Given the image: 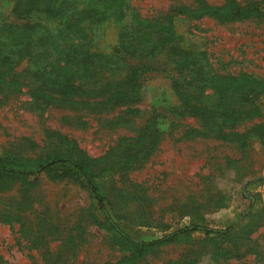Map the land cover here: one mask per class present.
<instances>
[{"label": "rangeland", "instance_id": "1", "mask_svg": "<svg viewBox=\"0 0 264 264\" xmlns=\"http://www.w3.org/2000/svg\"><path fill=\"white\" fill-rule=\"evenodd\" d=\"M130 1L136 10L109 21L97 49L116 54L124 22L139 25L138 55L153 69L137 94L125 95L132 100L100 104L80 94L73 105L62 101L63 88H53L55 101L37 82L27 93L30 79L45 73L29 59L8 66L0 53V162L34 168L80 153L99 174L109 216L139 241L191 225L231 232L197 231L139 250L110 227L91 190L66 167L34 177L0 173V264H264V0H237L259 2L263 11L236 21L176 16L180 37L169 44L150 27L173 4L193 0ZM11 4L0 0V23L25 25L10 17ZM78 26L85 34L87 23ZM178 48L195 54L192 72ZM71 73L78 72L65 68L62 76ZM185 75L195 79L187 86L211 111L216 133L203 131L198 112L182 106L172 76ZM155 116L160 132L146 133Z\"/></svg>", "mask_w": 264, "mask_h": 264}, {"label": "trees", "instance_id": "2", "mask_svg": "<svg viewBox=\"0 0 264 264\" xmlns=\"http://www.w3.org/2000/svg\"><path fill=\"white\" fill-rule=\"evenodd\" d=\"M10 1L12 2L10 17L25 21L26 24L17 26L6 22L8 20H5V23H0V35L5 36L2 46H0L3 62H7L8 66H14L20 59H29L32 63L29 66L30 68L37 73H45V76L41 79L37 77L30 79L27 93H31V82H37L38 89L42 87V83L49 89L45 94L47 99L58 101V98L52 96L53 88H63L66 94L62 101L73 105L79 104L74 96L80 94L88 98H102L100 104L123 101L121 99L132 100L133 97L125 95L137 94V90L145 82L148 72L153 69L150 62L143 60L146 59L145 57L138 55L141 51L139 42H136L139 25L132 24L129 19L124 22L125 24L119 33L116 54L102 52L97 49L100 39L105 37V25L111 20H124V9L132 8L134 11L136 10L135 7L131 6L130 0H111L110 5L107 0ZM262 11L263 8L259 2L241 5L237 0H225L220 6H215L207 0H193L191 4L178 2L170 7L166 15L158 17L154 22L155 24L150 28L156 31L159 37L162 36L163 40H159L160 42L169 44L176 37H180L173 24L176 16L184 15L192 18L212 16L216 20L229 22L249 18L262 13ZM35 18L53 24L30 21ZM85 22L88 28L86 27L85 34H81L78 32V25ZM11 38L12 40H10ZM166 38L167 41H165ZM159 41L156 44H159ZM178 53L180 57L185 58L184 69L189 73L192 72L195 66V54L183 52V50ZM50 59L51 63H48ZM3 62H0L2 66H4ZM56 62L58 65L55 66L54 63ZM50 68L52 70L48 71ZM65 68H70L73 71L75 69L78 73L75 75L71 73L69 76L63 77L62 72ZM29 73L31 72L29 71ZM55 73H58V76L53 77ZM48 74H50V77ZM194 81L195 79L188 80V75H185L182 79L172 76V85L176 89V93L181 95L182 106L189 111L198 112V116L203 120V131L216 133L218 130L217 125L213 119L210 120L209 118L211 111L202 108L199 103L194 101L197 99L195 91L187 86V84L192 85ZM88 86L91 87L90 90ZM94 86L99 88H93ZM158 124L159 122L155 116L145 132L152 134L160 132L157 127ZM51 136H58V134L53 132L50 134ZM59 138L62 137L59 136ZM59 165L66 167L68 173L71 172L84 182L93 193L110 227L123 240L135 245L139 250L197 231H203L206 235L217 236L227 235L231 232L232 228L222 230L191 225L160 240L139 241L132 238L119 228L109 216L97 180L99 174L91 169V165L84 160L80 153L73 156L60 155L39 163L34 168L15 167L0 162V173L34 177ZM263 179L264 177L259 178V180ZM119 182L120 180H118Z\"/></svg>", "mask_w": 264, "mask_h": 264}]
</instances>
